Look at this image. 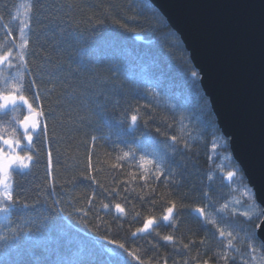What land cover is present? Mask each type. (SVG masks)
I'll return each mask as SVG.
<instances>
[{
	"label": "trees",
	"instance_id": "obj_1",
	"mask_svg": "<svg viewBox=\"0 0 264 264\" xmlns=\"http://www.w3.org/2000/svg\"><path fill=\"white\" fill-rule=\"evenodd\" d=\"M21 5L31 6L25 95L31 102L27 84L35 79L45 114L51 109L58 117L57 139L51 144L50 168L34 137L35 166L10 174L19 203L8 211L7 222H0V236L9 238L0 243V264H139L129 252L144 264H264V243L251 239L249 223L239 214L255 217L263 209L232 156L200 80L190 75L198 70L189 52L162 13L149 0H0V52L11 49L15 56L19 51L20 20L27 11ZM19 10L22 15L15 19ZM15 63L2 76L25 71ZM136 108L140 119L132 129L127 117ZM16 112L19 118L25 115L24 109ZM11 120L0 115V129L10 128ZM48 123L51 130L53 122ZM130 149L137 157L158 160L166 154L165 176L154 182L150 175L145 181L137 161L117 160ZM229 171L235 172L231 181ZM169 172L174 175L165 186ZM54 199L61 202L55 208L50 207ZM168 200L177 205L175 225L157 227L159 236H133L143 218L164 214ZM101 201L121 203L128 216L106 215ZM24 203L34 206L21 207ZM225 204L228 208L219 212ZM59 207L65 211L57 213ZM196 208L233 233V248ZM136 212L140 216L133 218ZM167 235L172 242L162 239ZM225 251L226 261L221 258Z\"/></svg>",
	"mask_w": 264,
	"mask_h": 264
},
{
	"label": "water",
	"instance_id": "obj_2",
	"mask_svg": "<svg viewBox=\"0 0 264 264\" xmlns=\"http://www.w3.org/2000/svg\"><path fill=\"white\" fill-rule=\"evenodd\" d=\"M149 1L189 52L264 214V0Z\"/></svg>",
	"mask_w": 264,
	"mask_h": 264
},
{
	"label": "snow or ice",
	"instance_id": "obj_3",
	"mask_svg": "<svg viewBox=\"0 0 264 264\" xmlns=\"http://www.w3.org/2000/svg\"><path fill=\"white\" fill-rule=\"evenodd\" d=\"M22 8H26L27 11L24 13V18L20 20V40L21 43L16 45L19 51L16 55H13V51L8 49L4 52H0V66L4 68H13L16 66V61L25 69L24 72L17 70L15 76L9 78L4 77L0 74V78H3L6 83L11 80L13 81L11 89L7 91H0V113L7 115L9 111L15 113L18 110V106L24 105L26 106V115L22 118H16L13 116V119L9 121L10 128L0 129V131L9 132L7 138L5 135L0 134V141H2L3 145L7 147L0 146V212L7 213L12 206H15L19 201L14 199L13 196V185L10 179V174L15 170H30L31 167H34L33 164L34 156L32 151L36 148L34 145V137L37 141H39L43 145V152L46 158V166L50 168L52 161V148L51 144L53 141L57 139L56 137V121L58 117L49 110V113L46 115L43 106L40 103L41 93L36 89L37 81L35 79L29 80L27 84L28 91L31 92L32 101L30 102L28 96L25 95V75L31 72V69L28 67V62L25 60L26 52L25 50L28 47V38L25 29L29 27V15L31 12L30 5H21ZM20 13L17 12V18H19ZM193 81H198L201 79L200 73L196 70H192L190 73ZM43 95L47 96L48 93H44ZM140 109L136 108L132 111L129 117H127L129 122V127L135 129L137 127V122L140 119L139 116ZM51 120L53 122L52 129L49 128L48 121ZM145 125L147 121H144ZM159 131V129H157ZM223 139V137H221ZM93 145L95 144L96 137L91 138ZM171 140L175 142L177 137L173 135ZM185 148L188 147L187 144L184 145ZM218 144L213 142L212 144V152L215 153ZM173 152H175V148H173ZM165 156L160 157L158 160L155 156L152 158H148L145 155H141L139 157L130 149L129 151L123 152L122 155L117 156V160H134L137 161L138 169L142 170V179L145 181L149 180L151 175L153 181H159L162 176H165V170L163 167ZM36 160H39V153L36 155ZM91 161V157H89V162ZM89 166H91L89 164ZM114 168L121 167L120 164H113ZM135 175V174H134ZM173 173L169 172L168 177L165 180V186H167V179H170ZM235 176V172L229 171L227 173V179L231 181ZM84 179L95 181L96 177L93 175H85ZM211 179V177H209ZM52 187L53 193L55 191L54 185H50ZM114 196H119V191L113 189L112 190ZM246 195L248 193H245ZM207 195V194H205ZM92 200H95V196L92 197ZM47 202V201H45ZM155 200L152 201L155 204ZM59 200H52L50 207H54L57 204H60ZM92 201H89V205L91 206ZM21 207L27 208L34 205H29L24 203L20 205ZM102 210H105V214H113L117 219L125 218L128 216V211L125 206L121 203L116 202L112 203H103L101 201ZM228 208V205H223L219 212H223ZM111 210V212L109 211ZM176 210L177 205L174 200H168L167 206L163 209L164 214L159 218L153 215H148L143 218L142 226L138 227L135 232L132 233L133 236H136L139 233H151L155 232L157 236L160 233L156 230L157 227L164 226L167 224L169 227L175 225L176 223ZM65 209L63 207L56 208L57 213H63ZM79 211L86 217L88 215L87 211L80 209ZM200 216L204 217L205 223H210L214 225L219 232L221 237L227 238V247L229 249L233 248V233L231 231H225L223 227H220L217 224L215 219H210L208 215L205 213L204 208H196L194 210ZM235 212V209H233ZM241 216L246 217L247 222L249 223L251 229V239L256 240L264 235V219H261V215H256L255 217L248 212H240ZM140 213L136 212L135 217H139ZM223 218V217H222ZM122 226V225H121ZM19 233L13 232L12 239H16ZM27 235V233H24ZM8 237L0 236V243L8 241ZM165 241L172 242L173 236L167 235L162 237ZM109 243H113V241H109ZM203 243V241H201ZM117 247L124 249L126 252L128 251L125 248L123 243H117ZM184 247H188L185 245ZM252 251L255 252L256 248L250 245ZM264 247V245H262ZM129 255L133 257V259L137 260L139 264H144L143 260L137 256L134 252H129ZM225 261L228 259V253L225 251L221 256ZM206 264V262H205Z\"/></svg>",
	"mask_w": 264,
	"mask_h": 264
},
{
	"label": "rangeland",
	"instance_id": "obj_4",
	"mask_svg": "<svg viewBox=\"0 0 264 264\" xmlns=\"http://www.w3.org/2000/svg\"><path fill=\"white\" fill-rule=\"evenodd\" d=\"M19 13H20V16L22 15V13L21 12H23L22 10L20 11H18ZM19 16V17H20ZM15 19H17V15L15 16ZM7 43H8V38H4V41H3V45H7ZM0 51H1V45H0ZM8 68H4L3 66H0V74H2L3 75V73L7 70ZM16 75V74H15ZM15 75H12L11 77H13V76H15ZM11 77H9V78H11ZM0 83H1V85H0V91H7V90H10L11 89V86H12V83H13V81H11V80H9L7 83H6V81L5 80H3V78H1V80H0ZM22 109H24L25 110V115L27 114L26 113V106H24V105H20V106H18V110L17 111H20V110H22ZM17 112H15V113H13V112H11V111H9V113H8V115H9V118H11V119H13V116H15L16 118H19V116H17ZM0 115H4L3 113H0ZM6 138H7V136H5ZM0 146H3V147H7L6 145H3L2 144V141H0ZM9 213L7 212V213H5V212H0V222H2V223H4V222H7V220L9 219Z\"/></svg>",
	"mask_w": 264,
	"mask_h": 264
}]
</instances>
